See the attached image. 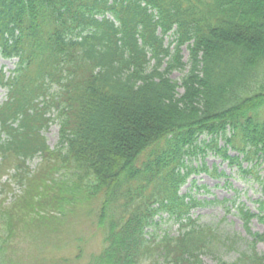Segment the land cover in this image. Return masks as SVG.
Instances as JSON below:
<instances>
[{"label":"trees","instance_id":"16d2710c","mask_svg":"<svg viewBox=\"0 0 264 264\" xmlns=\"http://www.w3.org/2000/svg\"><path fill=\"white\" fill-rule=\"evenodd\" d=\"M0 57L17 58L8 75L0 66V188L9 172L21 188L1 210L9 230L58 246L61 219L84 214L102 235L84 264H203L221 235L189 216L200 203L179 189L194 171L186 160L208 149L264 163V0H0ZM186 66L180 83L170 78ZM240 210L252 240L219 263L264 264V232ZM160 212L176 235L147 234Z\"/></svg>","mask_w":264,"mask_h":264},{"label":"rangeland","instance_id":"374dc122","mask_svg":"<svg viewBox=\"0 0 264 264\" xmlns=\"http://www.w3.org/2000/svg\"><path fill=\"white\" fill-rule=\"evenodd\" d=\"M173 39L174 36L170 33L165 38V44ZM173 47L174 44L171 45V48ZM181 51L183 61L187 63L188 44H184ZM16 62L17 58L4 59L0 57V66L6 75L15 68ZM187 68L188 66L184 69L173 70L170 78L180 83ZM178 91L182 92V87H179ZM6 93V89L0 87V103L6 99ZM55 114L56 112L53 110L50 114L53 120L43 131V136L52 149L58 141L59 130ZM208 137L203 134L200 140L206 141ZM219 144L222 145L223 141L220 140ZM228 152L230 155H237L231 149ZM44 164L43 158L40 156L31 160L28 163V168L33 173H38L43 169ZM186 164L194 171L180 187L179 193L188 194L200 203L191 208L189 216L199 224L211 226L217 234L221 235V237H216L220 238L219 244L214 243L211 249L201 256L203 264H220L219 258L232 262L238 257L240 251L248 249L252 240L245 229L240 209L255 213L248 223L251 232H264V163H253V161L248 162L242 159L240 165L230 163L215 151L208 149L187 159ZM10 174L11 172L2 179L7 178L10 183L6 187L7 192L2 193L0 188V242L6 246L5 252L0 254V259L5 258L8 264H53L64 258L69 264H84L91 252L99 250L102 242L101 232L92 225L93 221L89 220L91 218L86 219L84 214H81V217L74 215L61 219L60 224L62 225L59 226V230L62 232V241L58 246H40L38 248V242L31 240L30 234L25 233L21 227L15 226L9 230L1 210L12 202L15 195L21 193V188L14 184ZM145 230L147 234H153L156 237L164 233L176 235L179 230V222L167 213L160 212L154 216L153 224ZM79 236H83V250L80 256L76 257L78 253L76 245L81 243L80 240H76ZM237 237L240 239L237 240ZM223 238L227 239L223 240ZM236 240L235 244H230V241ZM256 249L259 252L263 251L264 244L257 242ZM43 256L47 259L45 263L40 261Z\"/></svg>","mask_w":264,"mask_h":264}]
</instances>
